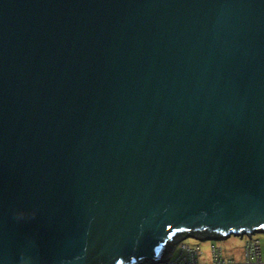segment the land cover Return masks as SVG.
Returning <instances> with one entry per match:
<instances>
[{
	"label": "water",
	"instance_id": "obj_1",
	"mask_svg": "<svg viewBox=\"0 0 264 264\" xmlns=\"http://www.w3.org/2000/svg\"><path fill=\"white\" fill-rule=\"evenodd\" d=\"M256 233L264 0H0V264Z\"/></svg>",
	"mask_w": 264,
	"mask_h": 264
},
{
	"label": "built area",
	"instance_id": "obj_2",
	"mask_svg": "<svg viewBox=\"0 0 264 264\" xmlns=\"http://www.w3.org/2000/svg\"><path fill=\"white\" fill-rule=\"evenodd\" d=\"M244 238V237H243ZM250 238V239H249ZM179 254L177 258H174L173 250L170 254H173L171 262L165 261V264H198L196 260L197 250L187 247L183 242L179 243ZM177 248V247H176ZM242 260L234 262L232 260L224 259L222 256V250L219 247L211 245L210 248V264H264V250L261 248L259 241L255 236L245 237V244L242 249ZM154 264H164L163 262Z\"/></svg>",
	"mask_w": 264,
	"mask_h": 264
},
{
	"label": "rangeland",
	"instance_id": "obj_3",
	"mask_svg": "<svg viewBox=\"0 0 264 264\" xmlns=\"http://www.w3.org/2000/svg\"><path fill=\"white\" fill-rule=\"evenodd\" d=\"M254 236L256 239L260 241L261 246L264 249V234L256 233ZM183 242L189 245L190 247L198 250L197 258L199 262L201 263L203 262L202 261L203 259L208 262L210 261L211 245L219 247L222 250V256L225 259L236 260L237 256L238 255L240 256V252H242V248L244 247V244H245V238L240 239L237 236L231 235L230 237L223 239V240H197L194 238H185L183 239ZM179 243L180 241L177 242V244L174 246L172 253H174L179 247H181ZM172 257H173V254H170V256L167 259V262L170 263L171 262L170 260H172ZM163 263L165 264V262Z\"/></svg>",
	"mask_w": 264,
	"mask_h": 264
},
{
	"label": "trees",
	"instance_id": "obj_4",
	"mask_svg": "<svg viewBox=\"0 0 264 264\" xmlns=\"http://www.w3.org/2000/svg\"><path fill=\"white\" fill-rule=\"evenodd\" d=\"M180 236H183V235H180ZM245 238V237H244ZM183 239L184 238H182V237H178L177 239H176V241H181V242H183ZM258 240V239H257ZM259 241V240H258ZM184 243V242H183ZM259 243H260V241H259ZM187 247H189V248H192V247H190L189 245H187L186 243H184ZM260 246H261V243H260ZM261 248H262V246H261ZM193 250H197V249H194V248H192ZM243 249V248H242ZM263 249V248H262ZM264 250V249H263ZM198 251V250H197ZM177 252V253H176ZM178 254H179V249H177L176 251H175V253H174V258H177L178 257ZM197 255H198V252H197ZM224 258V257H223ZM225 259V258H224ZM196 260H197V262H198V264H210V261L208 262V261H206V260H202L203 262H199V260H198V258H197V256H196ZM242 260V259H241ZM241 260H239V261H241ZM232 261H234V262H239V261H236V260H232Z\"/></svg>",
	"mask_w": 264,
	"mask_h": 264
},
{
	"label": "crops",
	"instance_id": "obj_5",
	"mask_svg": "<svg viewBox=\"0 0 264 264\" xmlns=\"http://www.w3.org/2000/svg\"><path fill=\"white\" fill-rule=\"evenodd\" d=\"M237 256V255H236ZM239 256V255H238ZM238 256H237V259H236V261H239V260H241L242 259V255H241V252H240V256H239V258H238Z\"/></svg>",
	"mask_w": 264,
	"mask_h": 264
},
{
	"label": "bare ground",
	"instance_id": "obj_6",
	"mask_svg": "<svg viewBox=\"0 0 264 264\" xmlns=\"http://www.w3.org/2000/svg\"><path fill=\"white\" fill-rule=\"evenodd\" d=\"M253 236H254V235H253ZM243 237H245V236H243ZM243 237H242V238H243Z\"/></svg>",
	"mask_w": 264,
	"mask_h": 264
}]
</instances>
